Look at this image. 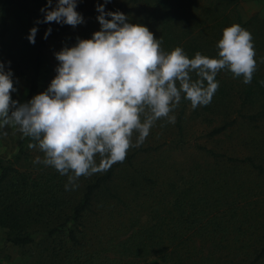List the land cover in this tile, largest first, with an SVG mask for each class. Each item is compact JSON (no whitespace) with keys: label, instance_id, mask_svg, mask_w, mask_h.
I'll use <instances>...</instances> for the list:
<instances>
[{"label":"trees","instance_id":"1","mask_svg":"<svg viewBox=\"0 0 264 264\" xmlns=\"http://www.w3.org/2000/svg\"><path fill=\"white\" fill-rule=\"evenodd\" d=\"M241 2L104 5L146 26L166 52L181 47L189 58H215L223 29L240 24L253 36L258 68L248 85L221 71L209 105L193 109L182 99L174 124L157 121L123 163L81 177L75 190H65L67 176L35 163L27 150L34 141L20 138L13 159L0 163V229L28 256L23 264H264V18L243 19ZM46 3L0 0V56L6 68L11 62L14 82L27 80L23 103L56 75L43 71L50 39L72 47L100 30L96 8L104 0H78L84 23L75 28L36 24Z\"/></svg>","mask_w":264,"mask_h":264},{"label":"clouds","instance_id":"2","mask_svg":"<svg viewBox=\"0 0 264 264\" xmlns=\"http://www.w3.org/2000/svg\"><path fill=\"white\" fill-rule=\"evenodd\" d=\"M110 2L104 0L96 8L99 31L54 53L55 77L28 102L12 99L17 89L11 62L6 68L0 61V129L18 126L34 141L28 147L43 153V159L37 156L34 162L67 176L66 191L75 190L81 177L123 163L157 121L174 124L173 113L182 99L193 109L209 105L221 71L248 85L258 68L253 36L240 24L223 29L215 58L200 52L189 58L181 47L166 52L162 39L146 26L128 22L122 12H106L104 5ZM77 6L78 0H56L55 7L47 0L40 9L44 18L36 24L75 28L84 23ZM37 31L33 27L27 36L33 45ZM51 31L47 29L45 39Z\"/></svg>","mask_w":264,"mask_h":264},{"label":"rangeland","instance_id":"3","mask_svg":"<svg viewBox=\"0 0 264 264\" xmlns=\"http://www.w3.org/2000/svg\"><path fill=\"white\" fill-rule=\"evenodd\" d=\"M240 12L243 19H247L253 15H258L264 18V0H242L239 5ZM64 37L50 39L47 44L44 56L43 71L46 75L56 74L55 68L58 66V61L55 59L54 53L59 52L63 47L67 45ZM0 61L3 58L0 56ZM5 63V62H4ZM6 66V64H5ZM14 86L17 91L12 93V99L23 103V98L26 95L28 83L26 79L14 82ZM7 133L4 135L3 133ZM24 137L19 131L18 126H8L4 129H0V163L13 159L14 154L18 149V140ZM30 154L34 157L40 155L39 150L27 148ZM27 255L18 247L5 243L4 232L0 229V264H23L30 261L27 259ZM151 264H157L156 260Z\"/></svg>","mask_w":264,"mask_h":264}]
</instances>
